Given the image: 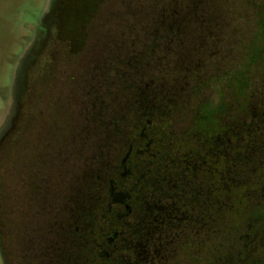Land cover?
<instances>
[{
  "label": "rangeland",
  "instance_id": "obj_1",
  "mask_svg": "<svg viewBox=\"0 0 264 264\" xmlns=\"http://www.w3.org/2000/svg\"><path fill=\"white\" fill-rule=\"evenodd\" d=\"M86 1H80L82 10H87L84 6ZM95 1V12L91 14L88 24L72 36L68 43L70 48L65 40L67 35L61 34V38L52 40L38 60L42 68L29 79L24 97L18 102L15 93L19 69H23L29 59L36 56L39 48L35 44V35L41 21L42 29L37 42L42 44L44 36L50 33L51 15L48 13L49 16L43 17L53 0H0V135L6 132L10 124H14L13 130L3 135L0 143V249L5 264H48L40 249V241L45 234L43 228L48 230L52 221L56 220V214L64 212L67 198L75 189L79 191L78 180L87 166L92 164L91 150L95 139L88 135V144H85L83 138L86 135L83 133L89 134L91 131L89 121L93 92L100 90V94L103 93V89L99 88V78L112 64L109 53L115 45L113 43H122L126 47L134 38L133 45L139 49V46L151 42L143 39V29L132 25L127 9L135 8L136 3L140 2L149 20L153 13V1H157L155 10L163 16L162 7L170 0ZM89 3L91 5L92 2ZM219 3L222 12L219 43L215 49L217 64H213L209 58V64L203 63L195 79L189 84L186 82V85L182 81L183 87L187 86L189 90L192 86L194 90H185L188 95L183 97L181 106L184 108L170 112L167 120V144H164L169 145L166 148L170 151L171 159H175L177 152L171 148L174 141L184 135H196L197 138L195 121L200 118L204 121L205 116L209 119L210 114L212 118L209 120H212L211 126L216 129L217 135L222 137L234 133L236 136L243 133L240 125L251 120V113L245 107L240 110L237 106L243 102V94H246L245 100L249 101L244 103H251V106L259 103L261 95V124L264 125V0H219ZM254 54L261 55V58L255 55L252 61L250 56ZM153 77L155 75L150 78ZM200 106L201 109L206 106V113L200 111ZM14 118L16 121L13 122ZM151 129L157 131L154 127ZM261 133L264 134V129ZM164 144L155 146L152 152H162ZM261 151L262 171L263 143ZM226 160L224 157L220 164L226 163ZM244 162L251 165L250 169L260 168L257 160L250 163L244 159ZM161 163L160 159L152 160L154 168L160 167ZM234 174L233 184H240V178ZM255 174H249L246 180L255 182L259 178ZM227 182L224 178L221 181L223 188L219 186L226 190ZM130 186V181H124L121 188L128 191ZM259 193L261 196L258 192L247 194L243 200L241 192L235 190L232 221L229 218L225 220L227 215L219 207L223 222L216 226L218 235H221L216 241L217 246H221L220 252L226 255L219 256L223 257V263L214 258L209 246L194 247L197 237L190 241L194 244L191 253L184 256L165 251L162 255H155L156 263L234 264L236 256L242 253L237 250L242 244L246 243L247 250L251 248L252 227L247 217L253 213L260 215L261 212L264 221L262 172ZM225 230L231 232V239L222 236ZM227 244L228 247L224 249ZM212 250L216 253L215 248ZM0 264H3L1 255Z\"/></svg>",
  "mask_w": 264,
  "mask_h": 264
},
{
  "label": "flooded vegetation",
  "instance_id": "obj_2",
  "mask_svg": "<svg viewBox=\"0 0 264 264\" xmlns=\"http://www.w3.org/2000/svg\"><path fill=\"white\" fill-rule=\"evenodd\" d=\"M57 4L58 0H53L51 8L45 13L43 19L49 14L51 18L54 17ZM215 11L217 10L213 7L208 16H200L201 21L196 28L200 35L193 43L194 51H196L194 54L196 60L193 59V61L201 62L202 57L211 59L217 54L215 49L218 47L219 39L214 38V36H218V33L214 34V32L216 33L214 29H217L218 25ZM41 22L35 35V44L37 43L39 49L36 50V56L30 58L35 62L43 50V44L37 42L42 29L40 28ZM219 31H221V27ZM36 45L34 46L37 47ZM254 47L255 45L252 44V48ZM255 55L259 54L251 55L252 61H254L252 57ZM258 58H261V55ZM19 70H21L19 79H16L18 94L20 84L23 85L22 69ZM178 91L180 90H176V92ZM245 95L243 94V102L237 104L238 109L241 110L245 107L251 113V120L240 125L243 128V133L236 136L234 133L223 135L226 137L223 140V136L217 135L216 129L212 128V120H209L212 118L210 114L209 119L205 116L204 121L201 118L195 121V128L198 130L197 138L196 135H194L195 137L184 135L180 140L174 141L171 148L177 150L175 159H171L170 151H168V147L166 148L169 145L165 146L167 139H165L164 129L163 136L157 135V131L154 132L151 129L152 127L157 129L158 123L154 114L155 104H151L147 108L149 111L147 124L120 163V176L122 181L131 182L130 189L123 190L121 188L123 184H111L109 187V195L112 198L111 203H113L109 206L110 217L106 216L104 209L105 186L97 185L96 213L89 214L90 216L86 218L87 237L83 244L89 257V264H100L95 258L98 260L113 259L114 264H157L155 255L176 252L178 255L185 256L192 250L194 251V244L192 245L190 241L196 237L198 240L194 247L198 246L199 249L202 246L205 248L209 246L212 255L214 254L212 249H217L216 224L219 218L217 212L219 207H228L230 213L227 217L232 221L231 214L234 213L235 201L233 193L236 189L241 192L243 200L247 194L253 192H258V195L261 196L259 193L261 192L260 165L263 154L261 144H264L262 141L264 134L261 133L264 129V125L261 124V95L259 103L253 106L251 103L247 105L244 103L245 101L249 102L245 100ZM15 98L17 100V97ZM172 101V99H163L161 109L165 108L168 113L167 107ZM180 107V109L184 108ZM201 107L200 111L204 110L203 112H205L204 107L206 106L202 109ZM168 118L167 120H169ZM87 136L83 138L85 144H88L89 137ZM160 143H165L162 145V152L156 151L154 154L152 150ZM221 145L225 146L221 147ZM224 157L227 159L226 163L220 164ZM155 158L162 161L158 168H154L152 165V160ZM244 159H248L250 163L257 160L259 163L257 166L260 168L253 169L252 167L250 169L251 165L244 162ZM89 170L90 165L85 171L87 183H85V188H82L85 197L84 204L87 208L90 204V184L89 176H87ZM98 173H100L99 170ZM234 173L240 178V184H233ZM251 173H256L255 175L259 177L258 180L247 181L246 177ZM222 176L223 178H221ZM224 178L229 181L225 183L226 190L222 189L221 181ZM257 198L260 197L257 196ZM242 202L244 203V201ZM51 224L48 230L42 227L45 230L44 239L40 241L42 256L52 247L54 230L58 226L56 220ZM194 264L198 263L194 262Z\"/></svg>",
  "mask_w": 264,
  "mask_h": 264
},
{
  "label": "trees",
  "instance_id": "obj_3",
  "mask_svg": "<svg viewBox=\"0 0 264 264\" xmlns=\"http://www.w3.org/2000/svg\"><path fill=\"white\" fill-rule=\"evenodd\" d=\"M80 1L58 0L56 13L49 26L50 33L44 36L43 50L36 62L30 60L23 69L21 68L23 85L20 84L19 94L18 90L15 93L17 101L24 97L29 79L42 68V65L39 64L41 62L38 60L50 47L52 40L67 35L65 39L67 42H65L68 44L71 42L72 36L77 35L78 30L90 21L91 14L95 12L97 1L87 0L84 5L87 10H82V2L80 3ZM89 1L92 2L91 5ZM139 3H136L133 9L128 7L127 10L130 12H128V16L133 26L143 29V39L151 42L139 46V49L133 45L134 38L130 39V44L126 47L122 43H113L115 45L112 46V52L109 53L112 64L109 70L104 72L102 77L100 75L99 78V88L103 89V93L100 94V90H97L96 94L93 92L89 121L91 131L89 134L83 133V135H89L95 139L91 150L90 162L92 164L89 175H87L90 184V204L88 208L84 204L85 197L82 188H85V183H87L86 172L84 171L85 173L78 180L79 191L75 189L70 195L71 197L67 198L65 202L64 212L56 214L58 226L54 230L52 247L49 248V252L42 256L46 258L48 264H88L89 257L83 244L87 237L86 218L90 216L89 214L96 213L97 185L105 186L104 209L106 216L110 217L109 206L113 203H111L109 187L111 184H123L124 182L120 176V163L127 154L129 147L139 138L141 130L147 124L149 114L147 108L151 104H155L154 114L158 120L157 135L163 136V129L165 131V128L168 127L166 122L170 116V111L175 112L176 109L181 108L183 97L188 95L185 90H194L192 86V90H187V86L183 87L182 81H185V85L186 82L189 84L196 78L197 71L203 67L202 62L209 64L207 61L209 58L202 57L201 62L195 61L194 54L196 51H194L193 43L200 35L199 31L196 30L201 21L200 16H208L213 7L217 10L215 15L218 24L217 29H214L216 31L214 34L218 33V36H214V38L219 37L220 14L222 12L219 7V0H170L166 6L162 7L163 16L155 10L156 6L154 5L157 4V1H153L154 14L152 13L149 20V15L144 12ZM262 10L264 12V7ZM63 31L64 33H62ZM61 34L63 35L61 36ZM213 57L211 58L212 63L217 64L216 56ZM193 59L195 60L193 61ZM96 72L97 70L94 73ZM149 75L150 77L155 75V77L150 78ZM95 76L96 74L93 75V79ZM178 89L180 91L176 92ZM163 99L173 100L167 107L168 113L165 108L161 109ZM12 124L8 126L4 134L13 130L14 124ZM121 155L122 158H120ZM261 172L264 173V170L262 169ZM222 211L227 216L230 213L226 207H223ZM217 212L219 218L216 225H219L222 224L223 220H220V211ZM255 214L247 217L252 227L250 230L251 248L247 250L246 243L242 244L241 248L237 249L242 253L238 257L236 256L234 264H264V221L262 216ZM227 216L225 220H227ZM230 233L225 230L222 236L230 238ZM227 247L225 246L224 249ZM220 250L221 246L218 245L216 253L214 252L213 255L214 258L223 263L222 258L226 255ZM219 256L223 257L219 258ZM91 258L94 259V257ZM95 260L100 264L115 263L114 260L107 258L99 260L95 258Z\"/></svg>",
  "mask_w": 264,
  "mask_h": 264
},
{
  "label": "water",
  "instance_id": "obj_4",
  "mask_svg": "<svg viewBox=\"0 0 264 264\" xmlns=\"http://www.w3.org/2000/svg\"><path fill=\"white\" fill-rule=\"evenodd\" d=\"M9 119H10V118H9ZM9 119H8V120H9ZM8 120H7V123L9 122ZM3 138H4L3 134H2V136L0 135V143H1V141L3 140ZM0 255H1V258H2V261H3V264H5V262H4V258H3V255H2V253H1V249H0Z\"/></svg>",
  "mask_w": 264,
  "mask_h": 264
}]
</instances>
